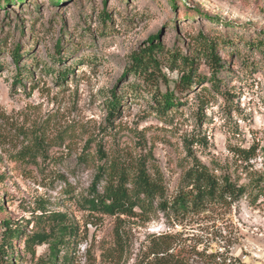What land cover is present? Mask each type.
Returning a JSON list of instances; mask_svg holds the SVG:
<instances>
[{"label":"rangeland","instance_id":"1","mask_svg":"<svg viewBox=\"0 0 264 264\" xmlns=\"http://www.w3.org/2000/svg\"><path fill=\"white\" fill-rule=\"evenodd\" d=\"M156 36L165 52L144 81L131 56ZM204 37L217 40L220 83L179 87L183 65L168 53L194 58L196 78L210 76ZM262 42L264 0H2L0 238L5 219L33 233L43 211L62 212L79 233L57 264H264ZM114 90L124 97L112 117ZM168 91L180 104L158 111ZM99 147L132 173L146 162L164 191L148 215L83 204ZM196 159L247 190L163 209ZM14 251L15 264H51L49 243L33 253L22 238Z\"/></svg>","mask_w":264,"mask_h":264},{"label":"trees","instance_id":"2","mask_svg":"<svg viewBox=\"0 0 264 264\" xmlns=\"http://www.w3.org/2000/svg\"><path fill=\"white\" fill-rule=\"evenodd\" d=\"M57 1L60 2L61 0ZM1 2L2 0H0V4ZM105 16H108V13H105ZM157 36L152 38L147 46L135 51L131 56L132 64L129 69L132 71V75L143 77L144 81L152 80L150 77L155 76L154 68H159L160 64L159 55L165 52L164 46ZM202 41V50L211 69L210 76L204 75L196 78L198 74L194 58L177 53H168V60L174 63H170L171 66H177L178 61L183 65L182 75L178 83L179 87L189 89L195 82H209L212 86L217 87L220 83L218 75L225 68V63L218 54L217 40L204 37ZM24 55L20 49L13 53L17 63L21 61ZM69 73L70 69L64 68L58 72V77H66ZM111 95L108 107L109 115L113 117L122 105L124 94L119 95L114 90ZM156 100L158 111H166L180 104V99L175 98L174 93L169 91ZM98 159L100 164L97 167L96 175L89 187L88 195L82 200L83 204L92 211L135 216L138 214L136 211L138 208L140 214L148 215L154 209L155 199L158 196L163 197L162 185L148 172L145 161H140L132 173L117 161L109 160L103 147L98 148ZM246 190L245 186L238 184L228 176H217L208 166L196 159L194 165L186 172L177 195L171 201L165 199L160 203L163 209L171 207L174 211H180L186 210L191 205H202L207 201L227 200L229 197L237 199ZM35 220L38 228L33 233L26 232L19 223L13 220H3L4 230L0 238V264L17 263L18 259L14 250L16 243H19L22 238L26 251L33 253L36 245L49 243L51 246L49 258L51 264H57L61 259L63 261L69 259V255L66 253L75 241L74 237L79 233L78 226L71 221L67 214L62 212L43 211ZM117 235L119 237L118 244L124 247L121 234L118 233ZM158 264L166 263L158 262Z\"/></svg>","mask_w":264,"mask_h":264}]
</instances>
